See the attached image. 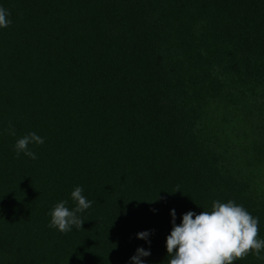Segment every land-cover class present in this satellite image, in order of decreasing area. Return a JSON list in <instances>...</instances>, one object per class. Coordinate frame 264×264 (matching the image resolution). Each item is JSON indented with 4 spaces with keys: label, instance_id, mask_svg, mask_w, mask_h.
Segmentation results:
<instances>
[{
    "label": "trees",
    "instance_id": "16d2710c",
    "mask_svg": "<svg viewBox=\"0 0 264 264\" xmlns=\"http://www.w3.org/2000/svg\"><path fill=\"white\" fill-rule=\"evenodd\" d=\"M0 7V264H132L138 247L167 264L170 210L179 225L216 200L264 239V0ZM29 132L44 138L35 160L14 151ZM77 186L82 228L48 227Z\"/></svg>",
    "mask_w": 264,
    "mask_h": 264
},
{
    "label": "clouds",
    "instance_id": "9594fccd",
    "mask_svg": "<svg viewBox=\"0 0 264 264\" xmlns=\"http://www.w3.org/2000/svg\"><path fill=\"white\" fill-rule=\"evenodd\" d=\"M10 13L0 7V28L11 24ZM8 133L15 135V129L10 124ZM44 138L35 132L18 138L14 145L17 156L21 153L35 160L36 154L29 149L30 144L42 145ZM179 190V189H177ZM83 188L77 186L71 192L75 203L73 208L66 206L67 201H60L50 210L48 227L55 228L61 233H67L73 227L82 228L84 219L79 213L88 209L92 201L83 195ZM172 228L166 237L167 264H235L250 253L258 259L264 251V239L259 238V219L251 215L243 206L232 200L213 201L210 211L202 210L199 214L188 211L182 215L179 225L175 223V210H170ZM150 231H141L137 238L148 240ZM150 255L143 247L136 249L130 257L132 264H144L141 257Z\"/></svg>",
    "mask_w": 264,
    "mask_h": 264
},
{
    "label": "rangeland",
    "instance_id": "374dc122",
    "mask_svg": "<svg viewBox=\"0 0 264 264\" xmlns=\"http://www.w3.org/2000/svg\"><path fill=\"white\" fill-rule=\"evenodd\" d=\"M259 180L262 181V183L264 185V173L263 172L259 173Z\"/></svg>",
    "mask_w": 264,
    "mask_h": 264
}]
</instances>
